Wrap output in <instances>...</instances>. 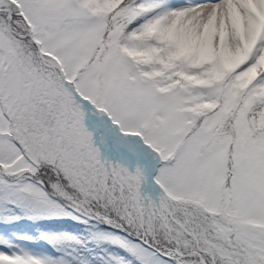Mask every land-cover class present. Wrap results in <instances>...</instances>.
I'll return each mask as SVG.
<instances>
[{"label":"snow or ice","instance_id":"6c2138e0","mask_svg":"<svg viewBox=\"0 0 264 264\" xmlns=\"http://www.w3.org/2000/svg\"><path fill=\"white\" fill-rule=\"evenodd\" d=\"M0 264H264V0H0Z\"/></svg>","mask_w":264,"mask_h":264}]
</instances>
